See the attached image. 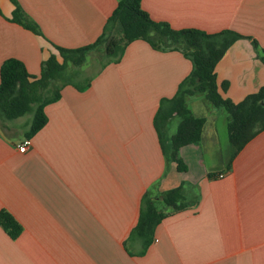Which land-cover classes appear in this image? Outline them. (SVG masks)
Returning <instances> with one entry per match:
<instances>
[{
  "label": "crops",
  "instance_id": "1",
  "mask_svg": "<svg viewBox=\"0 0 264 264\" xmlns=\"http://www.w3.org/2000/svg\"><path fill=\"white\" fill-rule=\"evenodd\" d=\"M117 4L0 0V68L17 58L39 76L55 45L95 42ZM18 6L41 34L12 20ZM142 8L175 29L244 35L216 64L219 92L238 103L264 86L252 43L264 49V0H142ZM192 69L181 52L138 39L86 89L62 88L26 152L18 145L27 122L21 133L14 122L0 127V212L21 226L12 237L0 224V264H264V130L232 158L227 110L198 95L190 107L205 124L200 142L180 149L188 169L163 151L155 114ZM177 126L175 117L166 123V142ZM180 186L185 207L145 239L134 233L145 193Z\"/></svg>",
  "mask_w": 264,
  "mask_h": 264
},
{
  "label": "trees",
  "instance_id": "2",
  "mask_svg": "<svg viewBox=\"0 0 264 264\" xmlns=\"http://www.w3.org/2000/svg\"><path fill=\"white\" fill-rule=\"evenodd\" d=\"M25 28L41 34L38 25L18 6L12 18ZM120 38L113 35L115 28ZM244 35L234 30L208 33L196 28L175 29L167 22L154 20L142 8V0H118L108 18L102 34L88 45L67 48L55 45L57 54L50 55L43 63L39 76L29 73L25 63L17 58L5 60L0 68V127L9 128V123L30 114L25 127L26 138L32 137L47 123L45 107L61 97V90L72 85L84 90L91 85L93 77H83L81 66L87 56L105 46V60L100 69L112 62H119L128 44L142 39L158 50H175L188 57L193 63L191 73L179 84L174 96L164 97L154 117L163 151L170 161L177 164L179 171L188 169L180 155V149L188 144L199 143L205 118L197 117L191 107V97L202 95L216 108H225L228 117V135L234 158L260 131L264 130V86L235 103L222 97L216 78V64L227 49ZM254 48L264 62V49L252 40ZM178 119L175 133L165 141L163 128L172 118ZM183 187L165 191L157 197L146 192L142 199L139 221L133 232L144 239L148 233L170 213L185 207ZM169 209H171L169 211ZM0 224L16 237L21 226L6 210L0 212Z\"/></svg>",
  "mask_w": 264,
  "mask_h": 264
},
{
  "label": "rangeland",
  "instance_id": "3",
  "mask_svg": "<svg viewBox=\"0 0 264 264\" xmlns=\"http://www.w3.org/2000/svg\"><path fill=\"white\" fill-rule=\"evenodd\" d=\"M113 35L116 38H120L121 32L118 27L114 29ZM104 60H105V46L102 45L97 50L91 52L87 56L86 62L80 67L84 73L83 77H93L97 73V70L100 68ZM31 117L32 116L28 114L14 120L13 122L15 123L16 126L13 124L12 132H20V133L23 132V124L29 121ZM1 129L4 132H7V130H5V128H3L2 126Z\"/></svg>",
  "mask_w": 264,
  "mask_h": 264
},
{
  "label": "built area",
  "instance_id": "4",
  "mask_svg": "<svg viewBox=\"0 0 264 264\" xmlns=\"http://www.w3.org/2000/svg\"><path fill=\"white\" fill-rule=\"evenodd\" d=\"M31 139L30 138H25L24 140H23V142L21 143V144H19L18 145V150L20 151V152H26L27 151V149H28V147H30L31 146ZM223 175L221 174L220 175V177H222Z\"/></svg>",
  "mask_w": 264,
  "mask_h": 264
}]
</instances>
